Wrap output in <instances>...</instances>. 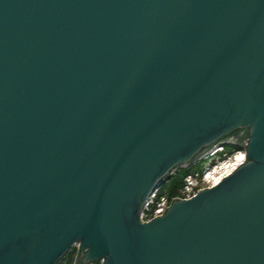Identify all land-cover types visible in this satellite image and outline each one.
<instances>
[{"label": "water", "instance_id": "water-1", "mask_svg": "<svg viewBox=\"0 0 264 264\" xmlns=\"http://www.w3.org/2000/svg\"><path fill=\"white\" fill-rule=\"evenodd\" d=\"M228 138L241 165L142 221ZM75 244L80 264H264V0H0V264Z\"/></svg>", "mask_w": 264, "mask_h": 264}, {"label": "built area", "instance_id": "built-area-1", "mask_svg": "<svg viewBox=\"0 0 264 264\" xmlns=\"http://www.w3.org/2000/svg\"><path fill=\"white\" fill-rule=\"evenodd\" d=\"M246 158V148L236 140L228 138L213 145L192 165L186 166L190 167V170L184 176L182 184L174 195L161 194L162 185L156 188L146 202L141 214L142 221H150L164 214L174 198L189 199L201 189L217 185ZM78 248L79 244H75L72 249L77 252Z\"/></svg>", "mask_w": 264, "mask_h": 264}, {"label": "trees", "instance_id": "trees-1", "mask_svg": "<svg viewBox=\"0 0 264 264\" xmlns=\"http://www.w3.org/2000/svg\"><path fill=\"white\" fill-rule=\"evenodd\" d=\"M243 136V134L241 135ZM190 170V167L180 168L174 171L170 178H168L162 185L161 194L174 195L179 189L184 176ZM60 264H80V258L77 256L75 249H72L60 262Z\"/></svg>", "mask_w": 264, "mask_h": 264}, {"label": "flooded vegetation", "instance_id": "flooded-vegetation-1", "mask_svg": "<svg viewBox=\"0 0 264 264\" xmlns=\"http://www.w3.org/2000/svg\"><path fill=\"white\" fill-rule=\"evenodd\" d=\"M241 133H242V131L241 132H235L234 136L239 138L241 136Z\"/></svg>", "mask_w": 264, "mask_h": 264}]
</instances>
